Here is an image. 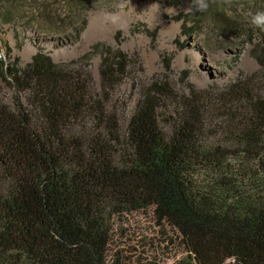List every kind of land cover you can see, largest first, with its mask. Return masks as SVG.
I'll list each match as a JSON object with an SVG mask.
<instances>
[{
    "label": "trees",
    "instance_id": "1",
    "mask_svg": "<svg viewBox=\"0 0 264 264\" xmlns=\"http://www.w3.org/2000/svg\"><path fill=\"white\" fill-rule=\"evenodd\" d=\"M21 1L0 0L9 21ZM253 53L263 81L264 36ZM18 62L0 59L14 90L0 98V264H264V81L198 90L187 69L178 93L170 69L149 77L103 42Z\"/></svg>",
    "mask_w": 264,
    "mask_h": 264
},
{
    "label": "rangeland",
    "instance_id": "2",
    "mask_svg": "<svg viewBox=\"0 0 264 264\" xmlns=\"http://www.w3.org/2000/svg\"><path fill=\"white\" fill-rule=\"evenodd\" d=\"M91 1L74 7L66 0H27L23 11L10 21L9 6L1 4L0 59L9 64L18 58L24 67L41 49L54 62H69L103 42L139 59L149 77L170 69L166 73L178 93L187 69L189 81L198 90L222 89L239 78L248 84L264 81L253 53L264 31L250 23L257 10H264V0H213V10L196 32L184 27L191 0ZM88 61L98 80L100 56H90ZM2 77L0 98L11 104L14 90ZM117 96L128 100V117L138 90L127 80Z\"/></svg>",
    "mask_w": 264,
    "mask_h": 264
},
{
    "label": "clouds",
    "instance_id": "3",
    "mask_svg": "<svg viewBox=\"0 0 264 264\" xmlns=\"http://www.w3.org/2000/svg\"><path fill=\"white\" fill-rule=\"evenodd\" d=\"M191 5L193 12H204L208 7L207 0H191ZM250 23L264 31V10H257L251 16Z\"/></svg>",
    "mask_w": 264,
    "mask_h": 264
}]
</instances>
